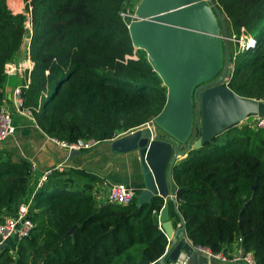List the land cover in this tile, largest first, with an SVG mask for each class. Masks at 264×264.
Returning a JSON list of instances; mask_svg holds the SVG:
<instances>
[{
    "label": "trees",
    "instance_id": "1",
    "mask_svg": "<svg viewBox=\"0 0 264 264\" xmlns=\"http://www.w3.org/2000/svg\"><path fill=\"white\" fill-rule=\"evenodd\" d=\"M128 1L25 0L24 13L14 14L8 2L14 9L21 2L0 0V107L5 68L19 63L30 14L35 65L23 106L48 136L101 144L154 121L168 89L147 52L133 45L131 18L122 16ZM215 1L229 34L257 40L237 57L228 86L241 97L264 99V0ZM31 169L27 160L0 154V222L32 200L36 225L17 252L2 250L0 264H155L166 254L163 198L98 205L97 178L86 171L54 169L37 189ZM172 173L183 189L179 208L194 245L226 255L239 243L264 264V129L235 127L189 152ZM170 211L180 222L172 202Z\"/></svg>",
    "mask_w": 264,
    "mask_h": 264
},
{
    "label": "water",
    "instance_id": "2",
    "mask_svg": "<svg viewBox=\"0 0 264 264\" xmlns=\"http://www.w3.org/2000/svg\"><path fill=\"white\" fill-rule=\"evenodd\" d=\"M129 32L134 47L147 52L167 87V102L150 127L112 140L111 149L114 154H139L144 186L138 205L151 204L156 197L165 200L159 222L173 242L155 264H174L182 250L194 251L186 242L179 208L183 189L175 188V164L248 117H264V103L241 97L227 85L233 68L229 34L215 0H140ZM76 154L80 152H72ZM170 202L181 221L175 231Z\"/></svg>",
    "mask_w": 264,
    "mask_h": 264
},
{
    "label": "crops",
    "instance_id": "3",
    "mask_svg": "<svg viewBox=\"0 0 264 264\" xmlns=\"http://www.w3.org/2000/svg\"><path fill=\"white\" fill-rule=\"evenodd\" d=\"M19 63L28 66L24 50L20 55ZM28 77V72H25L22 75L7 76L2 105L6 106L11 111L16 132L9 140L0 143V154L13 158L14 162L24 159L31 164V170L33 174L32 187L37 188L40 180L46 173L63 166L65 170H84L91 176H95L97 178V181L93 185L94 187L92 195L94 196L98 205L108 203L107 196L110 185L112 184H123L138 190L143 188L144 178L138 152H132L129 154H114L110 146L108 152L104 151L102 154L99 152L90 153L92 150H89L85 153L80 152V154L72 155V152L64 149L61 145L53 140L54 138L48 136L37 125L34 117H28L19 112L16 107L17 102L14 98V92L17 87L22 86L27 82ZM97 145H99L98 142ZM128 157L132 158L130 163L126 161ZM134 157H136V159ZM137 165L139 170L137 169ZM34 167L36 168L35 171H33ZM86 181H89V179H86ZM86 181H81V184L85 183ZM170 217V223L173 231L179 229L181 227V221L177 223L176 218L171 215V211ZM160 227L163 230L161 223ZM163 231L166 234L165 230ZM168 241L169 245H171L173 242V240L170 241L169 239ZM18 242V240H9L7 242V247H10L12 252L13 250L14 252H17ZM249 254L251 255V253H246V255ZM226 256L228 258L242 257L243 250L239 243H235L229 247V251ZM175 264L248 263L244 261L227 263L217 259L209 258L196 251L188 254L185 250H182L179 260Z\"/></svg>",
    "mask_w": 264,
    "mask_h": 264
},
{
    "label": "built area",
    "instance_id": "4",
    "mask_svg": "<svg viewBox=\"0 0 264 264\" xmlns=\"http://www.w3.org/2000/svg\"><path fill=\"white\" fill-rule=\"evenodd\" d=\"M126 15L128 17H132L129 14H126ZM126 15L122 13V16L124 18H126L125 17ZM31 20H32L31 15L28 14V20L25 23L27 35L24 40V47H23V50L26 55V62H28V66H25L24 64H20V63H13V62L8 63L5 68L6 76L22 75L25 72H28V75H30L34 68L35 64L31 60V56H30L31 41H32V36H33V28H32ZM133 20H134V16H133ZM230 40H233L234 42H240V46H241L236 52V54H233V56L231 57L232 60L236 59L240 54L255 48L257 45V40L246 34H243L240 38H238L236 35L229 34L228 41ZM129 58L137 59L136 56L128 57V59ZM231 72L227 80V85L229 84V80L232 74ZM29 84H30V79L28 77V80L24 85L17 87V89L14 92V98H15V101L17 102V105H16L17 110L21 112L22 114L33 118L32 112L30 110L25 109L23 106L24 105L23 90L28 88ZM258 101L264 103V99H260ZM152 124H153V121L140 128L150 127ZM243 125L248 126L255 131L263 130L264 129V117L259 116V115L248 117L240 126H243ZM15 132H16V127L14 125L13 115L11 111L6 106L1 105L0 107V143L9 140L15 134ZM53 140L59 145H61L64 149L68 150L69 152H73V151L80 152L82 150H90L94 146L97 145V142L95 141L79 140L74 143H69L66 141H59L57 139H53ZM35 169L36 168L34 167L33 171H35ZM56 169L59 171L65 170L63 166H60ZM50 173L51 171L46 173L42 177L37 189L42 186L43 182L46 180L47 175H49ZM138 193H139V190L136 188L128 187L123 184H112L110 185L109 193L107 196L108 203L127 206L131 204L135 199H137ZM31 204H32V200L21 204L16 215L6 216L3 219V221L0 222V254L3 250V245L6 244L11 238L15 237L18 241H21L31 236L33 230L36 227L35 223L33 222L30 216ZM186 242L192 246L194 251L204 254L205 256L212 258V259H217V260L224 261L227 263H236V262L244 261L248 264H255L254 257L252 256V254L251 255L245 254L242 257L228 258L223 252H214L209 247L194 245L189 240L188 237L186 238Z\"/></svg>",
    "mask_w": 264,
    "mask_h": 264
},
{
    "label": "rangeland",
    "instance_id": "5",
    "mask_svg": "<svg viewBox=\"0 0 264 264\" xmlns=\"http://www.w3.org/2000/svg\"><path fill=\"white\" fill-rule=\"evenodd\" d=\"M20 2H21V4L18 6V7H20L19 9H14L13 7H11V5H10V3L8 2V6H9V8L12 10V12L14 13V14H20V13H24V11H25V7H26V3H25V0H19ZM139 4H140V0H129L128 1V4H125L126 6H125V11L123 12L124 13V15H126V14H129V15H131L132 17H130L131 18V22L133 21V16L135 15V12H136V9H137V7L139 6ZM126 18L128 17L127 15L125 16ZM128 19V18H127ZM229 47H230V55H231V57L233 56V54H236V52L238 51V49L241 47L240 46V42H234L233 40H230L229 41ZM234 59V58H233ZM237 59V58H236ZM236 59H234V60H232L233 61V64H232V66H233V69H234V62L236 61ZM138 129V128H137ZM137 129H134V130H130V131H125V132H121L120 134H118V136L117 137H115L114 139H117V138H120V137H123V136H125V135H127V134H130V132H133V131H135V130H137ZM158 134L159 135H161V136H163L164 134L163 133H159L158 132ZM165 136V135H164ZM114 139H112V140H114ZM112 140L111 141H108V142H103V143H101V144H99V145H96V146H94L92 149H90V150H92L90 153H104V151H107L108 152V149L110 148V146H111V143H112ZM90 141H93V140H90ZM89 153V154H90ZM110 155V154H109ZM112 158V157H111ZM116 158H119V157H116ZM135 159H136V157H134ZM131 160H132V158L131 157H128L127 159H126V161L127 162H131ZM137 161H138V159H137ZM137 169L139 170V167H138V165H137ZM107 186V185H106ZM15 238V237H14Z\"/></svg>",
    "mask_w": 264,
    "mask_h": 264
}]
</instances>
